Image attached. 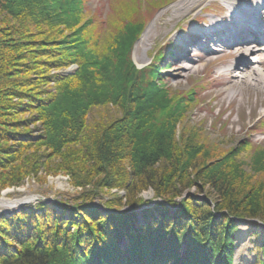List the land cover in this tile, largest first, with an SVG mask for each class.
<instances>
[{
	"label": "trees",
	"instance_id": "obj_1",
	"mask_svg": "<svg viewBox=\"0 0 264 264\" xmlns=\"http://www.w3.org/2000/svg\"><path fill=\"white\" fill-rule=\"evenodd\" d=\"M166 2L139 0L138 10L103 22L85 17L87 0H0V110L8 102L37 113L44 127L38 138L24 122L1 123L0 142L10 144L0 145V189L38 173L45 155L24 150L40 143L56 154L55 172L72 174L78 187L101 182L129 193L125 204L106 202L107 214L92 204L98 192L72 205L41 202L1 214L0 264H234L241 220L264 228V149L247 143V161L214 151L203 130L186 122L194 90L164 88L163 55L141 70L133 63L148 16ZM73 65L72 75L59 74ZM51 84L55 92L45 90ZM70 144L79 150L67 163ZM193 186L202 197L176 205ZM151 188L162 201L142 221L121 211L144 204L131 193ZM257 249L256 264H264V236Z\"/></svg>",
	"mask_w": 264,
	"mask_h": 264
},
{
	"label": "rangeland",
	"instance_id": "obj_2",
	"mask_svg": "<svg viewBox=\"0 0 264 264\" xmlns=\"http://www.w3.org/2000/svg\"><path fill=\"white\" fill-rule=\"evenodd\" d=\"M138 1L87 0L86 11L83 14L86 18L94 17L98 21L101 20L103 22L115 17L118 19L119 11L120 15H123L122 11H124L125 15H128V13L134 12L136 8L138 10ZM150 1L159 4L165 0ZM179 2L180 0H169V2L164 3L161 7L154 9V12L148 16L149 21L132 50L133 63L141 70L152 65L154 59L159 54H162L163 59L158 61L157 65L161 70L164 88L171 92H189L191 90L195 92V101L186 114L187 124L203 130L208 137L207 141L210 142L208 144L214 148V151L216 147L224 149L229 152H227L229 156L240 161H247L249 158L246 157L247 153L244 150L247 143L264 149V114H262L264 111V94H257L245 83H234L229 86L226 83L228 79L225 73L227 69L233 68L236 61L241 57L249 58L252 61H260L264 64V49L252 51L251 53L254 54L250 55L246 47V49L235 51L236 49H232V45L235 46L237 44L231 36H228V30H224V34L220 33V37H230L228 40L224 39V43L227 46L225 52L217 53L212 51L210 49L211 45L210 48H207L202 42H198L196 46L191 45L189 39H187L188 34L191 31H207V24L211 19L225 24L227 20L223 18L228 13L227 8L221 0H215L212 3H205L203 6L206 8L203 11H198V13L193 12L190 17H185L184 20L183 18L171 20L172 10ZM242 4L245 6L243 2ZM260 8L262 19L257 22V27L264 24V9ZM116 10H118L117 15H115ZM147 10L148 7L146 6L144 10L146 14ZM85 17H83L84 21L86 20ZM113 21L115 20L111 22ZM108 23H103V25L108 26ZM215 43H217V40H215ZM257 44L259 47H262L264 39L259 40ZM181 49L186 50L185 53L190 59V64L193 63L195 69L182 71V68L190 65L185 63L187 61L178 62L176 60L182 54ZM246 67L242 68L243 70L240 74L238 73L236 82H241L242 77L247 75L252 68L256 67L261 71L263 70V67L258 64H254L253 66L246 64ZM17 68L25 69L24 66H18ZM76 70L77 66L73 65L65 70H59V74L68 76L72 75ZM54 73L55 71H52V74ZM54 87L55 85L51 84L45 90L55 92ZM229 88L235 91V96L232 99L227 94V89ZM0 98L4 100V95H1ZM8 100H10V97H8ZM14 101L16 103L18 100L15 99ZM7 105L9 106L8 102ZM7 105L5 111L0 110V125L1 123L5 124V122H8L10 126L14 127L17 125L16 123L24 122L22 126L23 130L32 131V135L38 138L41 136L44 127L41 121L35 120L37 113H20L21 110H14ZM30 120L31 124L26 126L25 122ZM8 144L10 143L6 142L5 144L4 142H0L1 146ZM42 145L40 143L32 144L30 147L27 145V149L24 150L26 155L29 153L34 158H36L38 153L39 155H45L44 159L40 160L38 173L27 176L23 185L19 187L9 186L0 189V215H11L22 207H34L41 202L53 204L63 202L72 205L73 202L82 197V194L88 192L91 195L93 192L99 193V196L92 201V204L98 208H103L102 211L105 214L109 212L103 206L106 202L118 199L123 204L127 202L125 200L129 194L127 190L108 189L101 182H98L99 185H96L94 190L91 189L90 185L78 187L79 179L74 178L72 174L55 172L58 168L57 165L60 164L57 161L58 159H56V154ZM70 145V149L65 151V161L67 163L73 157L72 155L75 154L72 150H79L78 145ZM13 148H16V146L14 145ZM79 158L76 159L75 166H79V162H77ZM80 161L82 162V160ZM211 164H208L209 169H212L215 165ZM14 166H17V164H14ZM3 170L0 167V173H3ZM129 182L137 184L131 180ZM154 193L152 188L141 192V194L135 197L131 193L130 199L134 198L133 201H139L141 198L144 204L138 207H123L121 211H131L135 215H138L137 217L142 221L141 218L144 212L154 210L155 206L162 201L156 198ZM190 196L202 197L199 194L198 188L193 186L184 192L182 197L177 198L175 204L180 205L179 202L188 199ZM168 207L171 213L178 210V207H174V205H169ZM252 222L253 224L248 222L240 224V228L236 232L234 264H256L257 259L261 257L257 248L263 243L264 228L261 222L257 220H253ZM254 231H258L259 235L254 236Z\"/></svg>",
	"mask_w": 264,
	"mask_h": 264
},
{
	"label": "bare ground",
	"instance_id": "obj_3",
	"mask_svg": "<svg viewBox=\"0 0 264 264\" xmlns=\"http://www.w3.org/2000/svg\"><path fill=\"white\" fill-rule=\"evenodd\" d=\"M215 0H180V2L173 8L171 20L180 19L185 17H190V15L194 13H198V11H203L206 7L203 6L205 3H212ZM226 8L227 15L223 18L227 20L224 24L217 20L211 19L207 24L208 30L206 31H191L187 39H189V43L193 46L198 45V42H202L206 45L207 48L215 51L217 53L225 52L226 45L224 43L225 40H228L230 37H220L224 30H228V36H231L233 40H235L238 45L236 51L240 49L247 48V51L250 54L252 51H256L257 49H264V46L259 47L257 42L264 39V24L262 26L257 27V22L260 21V7L264 6V0H221ZM242 2L245 4L243 6ZM260 8V10H259ZM200 9V10H199ZM264 9V8H263ZM260 31V32H259ZM259 32V34H257ZM221 33V34H220ZM225 39V40H224ZM217 40V43H215ZM257 41V42H256ZM249 43V44H247ZM245 48V49H246ZM182 54L177 57L178 62L187 61L188 67L182 68V71H187L191 69H195L194 64H190V59L186 55L184 49H181ZM246 64L249 66H253L254 64L261 65L263 70H259L258 68H252L249 73L242 77L241 82H236L238 79V73L242 72V68H247ZM226 78L228 81L226 82L229 86L234 83L242 84L245 83L251 89H253L257 94H264V64L260 61H252L249 58H239L234 67L226 70ZM228 96L232 99L235 96V91L231 88L227 89ZM264 114V111L262 112Z\"/></svg>",
	"mask_w": 264,
	"mask_h": 264
},
{
	"label": "water",
	"instance_id": "obj_4",
	"mask_svg": "<svg viewBox=\"0 0 264 264\" xmlns=\"http://www.w3.org/2000/svg\"><path fill=\"white\" fill-rule=\"evenodd\" d=\"M246 222L253 223L252 221H249V220H241L240 224L242 225V224H245Z\"/></svg>",
	"mask_w": 264,
	"mask_h": 264
}]
</instances>
